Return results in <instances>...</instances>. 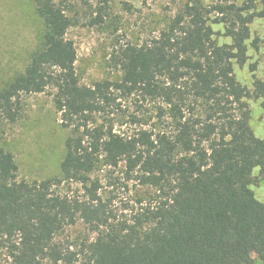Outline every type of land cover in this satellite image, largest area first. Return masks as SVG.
<instances>
[{"label": "trees", "instance_id": "16d2710c", "mask_svg": "<svg viewBox=\"0 0 264 264\" xmlns=\"http://www.w3.org/2000/svg\"><path fill=\"white\" fill-rule=\"evenodd\" d=\"M31 1L42 25L39 46L0 88V121L17 118L21 94L52 88L53 106L72 135L64 142L60 179L19 180L14 155L0 146V237L12 264L264 261V202L250 188L255 167L264 180V140L249 124L246 101L260 99L264 108V79L248 88L233 72L234 63H246L249 46L264 43V35L251 38L250 30L264 17V0H182V10L157 37L119 48V80L92 85L79 82L65 8L55 0ZM211 23L223 25L229 43L217 42ZM133 94L161 102L159 117L167 124L117 132L111 117ZM121 163L155 196L129 221L113 223L91 174ZM61 181L81 184L85 197L54 193ZM78 217L94 238L78 251L57 244L58 232Z\"/></svg>", "mask_w": 264, "mask_h": 264}, {"label": "rangeland", "instance_id": "374dc122", "mask_svg": "<svg viewBox=\"0 0 264 264\" xmlns=\"http://www.w3.org/2000/svg\"><path fill=\"white\" fill-rule=\"evenodd\" d=\"M63 6L72 24L67 37L73 40L77 59L79 82L92 85L99 80H119L122 76L116 55L126 43L140 45L159 35L170 19L183 8L182 0H55ZM206 3L211 0H203ZM242 0H237L241 2ZM261 8L262 4L257 3ZM214 38L219 44L230 42L223 35V25L211 23ZM251 38L264 35V17L250 24ZM40 20L34 13L31 0H0V88L23 71L32 54L38 49ZM264 43L259 49L248 48V59L243 66L234 63L236 79L252 88L256 78L264 79ZM256 65L255 70L250 64ZM52 88L40 93L20 95L21 109L14 121H0V146L14 155L19 180L41 181L60 179V163L65 155V139L72 135L71 128L62 126L60 115L52 103ZM250 110L249 124L255 135L264 140V108L260 99H246ZM122 111L112 115L111 123L117 132L131 134L137 130H158L167 124L159 117L163 106L140 94L121 99ZM100 123L101 118L95 117ZM256 181L250 185L254 196L264 202V180L259 168L252 171ZM91 177L99 181V196L115 214L113 223L129 221L134 213L152 201L155 191L140 184L134 174L125 173L121 163L117 167L102 165ZM54 193L84 198L81 184L54 183ZM95 233L81 219L64 226L55 236V242L80 250L92 240ZM7 243L0 237V264H12ZM255 256V255H254ZM81 257V256H80ZM257 264L263 260L255 256Z\"/></svg>", "mask_w": 264, "mask_h": 264}]
</instances>
